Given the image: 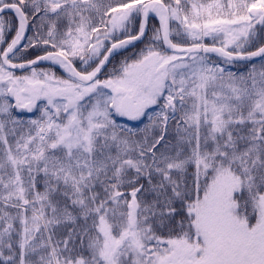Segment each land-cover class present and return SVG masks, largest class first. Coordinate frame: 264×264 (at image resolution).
Returning a JSON list of instances; mask_svg holds the SVG:
<instances>
[{"label":"snow or ice","instance_id":"6c2138e0","mask_svg":"<svg viewBox=\"0 0 264 264\" xmlns=\"http://www.w3.org/2000/svg\"><path fill=\"white\" fill-rule=\"evenodd\" d=\"M0 264H264V0H0Z\"/></svg>","mask_w":264,"mask_h":264}]
</instances>
